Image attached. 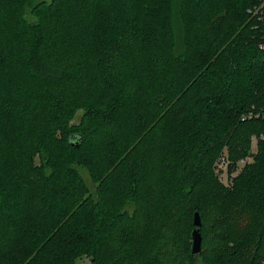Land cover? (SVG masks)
<instances>
[{
    "label": "trees",
    "instance_id": "16d2710c",
    "mask_svg": "<svg viewBox=\"0 0 264 264\" xmlns=\"http://www.w3.org/2000/svg\"><path fill=\"white\" fill-rule=\"evenodd\" d=\"M0 264H264V0H0Z\"/></svg>",
    "mask_w": 264,
    "mask_h": 264
},
{
    "label": "water",
    "instance_id": "95a60500",
    "mask_svg": "<svg viewBox=\"0 0 264 264\" xmlns=\"http://www.w3.org/2000/svg\"><path fill=\"white\" fill-rule=\"evenodd\" d=\"M193 225H194V228L191 231V238H192L191 252L193 254H196L201 249V234L199 231L201 220H200L199 213L197 211L193 215Z\"/></svg>",
    "mask_w": 264,
    "mask_h": 264
},
{
    "label": "rangeland",
    "instance_id": "374dc122",
    "mask_svg": "<svg viewBox=\"0 0 264 264\" xmlns=\"http://www.w3.org/2000/svg\"><path fill=\"white\" fill-rule=\"evenodd\" d=\"M78 117H79V113L77 114V116L75 117V119H73L71 122H78ZM256 143V141L255 140H253V144H255ZM79 170L81 171V173H82V175H83V177L85 178V180L87 181V183L90 185V186H92V182H91V180L89 179V177H88V175H87V173H86V171H84L83 169H81V168H79ZM218 169H216V166H215V172L216 173H218L219 171H217ZM222 173H223V171H221ZM221 175V179L224 181V182H227V177L225 176V175H222V174H220Z\"/></svg>",
    "mask_w": 264,
    "mask_h": 264
},
{
    "label": "built area",
    "instance_id": "2783aa9c",
    "mask_svg": "<svg viewBox=\"0 0 264 264\" xmlns=\"http://www.w3.org/2000/svg\"><path fill=\"white\" fill-rule=\"evenodd\" d=\"M241 163H244L245 162V160H241L240 161ZM226 161H225V159L224 158H222V163H221V166L223 167V170H225V168H226Z\"/></svg>",
    "mask_w": 264,
    "mask_h": 264
}]
</instances>
